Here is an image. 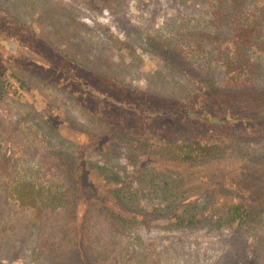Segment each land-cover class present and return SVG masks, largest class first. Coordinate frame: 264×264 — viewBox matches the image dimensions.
<instances>
[{
  "label": "rangeland",
  "instance_id": "obj_1",
  "mask_svg": "<svg viewBox=\"0 0 264 264\" xmlns=\"http://www.w3.org/2000/svg\"><path fill=\"white\" fill-rule=\"evenodd\" d=\"M206 5L0 0L1 153L26 180L79 181L76 210L51 216L48 235L71 252L80 239L82 264H264V123L149 116L185 100L214 118L262 114L264 77L234 88L210 57L184 67L161 49L209 20ZM15 46L54 67L11 56ZM61 152L75 160L67 177ZM15 235L0 264H28L35 233Z\"/></svg>",
  "mask_w": 264,
  "mask_h": 264
},
{
  "label": "trees",
  "instance_id": "obj_2",
  "mask_svg": "<svg viewBox=\"0 0 264 264\" xmlns=\"http://www.w3.org/2000/svg\"><path fill=\"white\" fill-rule=\"evenodd\" d=\"M205 3L211 18H203L192 26L181 27L176 31V37L159 44L161 49L171 53L177 63L184 67L191 66L188 60L190 56L198 59L210 57V64H217L233 81L231 85L234 88L253 87L258 79L264 77V0H205ZM5 51L0 47L2 55ZM10 53L11 56L21 57L35 66L45 69L54 67L28 51L18 53V47ZM87 89L94 93L90 88ZM105 99L112 102V99ZM195 106L199 104L194 105L186 100L177 101L171 103L168 111L155 109L149 116L175 117L182 123H211L220 128H230L240 121L256 120L264 123V102L263 112L259 117L247 114L242 107L236 114L228 110L225 117L214 118L203 111V106L194 108ZM57 156L56 164L64 171L62 174L67 177L70 175L68 171L73 173L74 158L63 152ZM190 157L187 154L183 159H191ZM10 163L11 160L0 149V236L4 239L0 240V250L16 253L19 241H23L13 240L11 236H17L15 234L20 231H33L35 240L31 241L28 264H82L84 251L80 239H77L71 252L65 251L63 241L51 240L48 235L51 216H58L62 211L73 213L76 210L77 193L81 191L79 181L75 182L74 178L67 177L70 182L67 184L62 182L61 177L60 180L45 184L36 183L20 176L17 163L15 170L9 172L12 165ZM113 175L110 180L117 181L119 178ZM114 197L115 200L122 199L117 192H114ZM5 214L7 218H4ZM22 246L23 244L21 248Z\"/></svg>",
  "mask_w": 264,
  "mask_h": 264
}]
</instances>
